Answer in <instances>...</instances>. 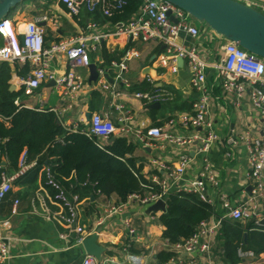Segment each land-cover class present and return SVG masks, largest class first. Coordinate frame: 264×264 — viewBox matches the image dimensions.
<instances>
[{"label": "crops", "instance_id": "crops-1", "mask_svg": "<svg viewBox=\"0 0 264 264\" xmlns=\"http://www.w3.org/2000/svg\"><path fill=\"white\" fill-rule=\"evenodd\" d=\"M250 7L264 13V0H252ZM44 15L51 17L50 20L39 21L45 29L47 48L70 38L103 34L110 36L101 40L98 49L91 52L92 65L96 67L98 78L92 77L91 67L79 68L78 72L83 77L84 85L72 99L65 95V89L57 87L52 81L44 83L33 95L25 96L24 80L28 77L31 67L28 63H26L27 69L24 63L9 61L12 68L9 84L15 89L12 92H20L16 98H21L22 107L52 111L57 117L58 125L66 128L67 124H70L71 129L76 126L77 130L85 132L89 131L91 118L95 113L103 114L118 126L121 125L119 119L123 116L127 118L126 123L130 129L128 135L124 137L130 147L124 158L134 159L136 168L146 179L160 182L168 177L169 171L165 170V167H177L180 155L185 153L192 158V163L186 171V180L199 177L205 162L212 165L219 182L217 187L208 185V196L215 203L213 208L216 207L219 212L222 211L221 197L224 196L234 204H240L252 198V182L248 179V149L244 143L231 146L228 139L244 136L261 137L263 118L248 96L236 100L226 98L223 94L221 79L216 68V64L224 57L222 46L226 42L220 34L207 25L196 22L194 23L202 29V34L198 38L183 34L186 45L196 46L199 54L209 64L206 70L212 92L209 120L217 135V141L212 144L207 153L202 154L198 150V140L190 146H178L169 144L165 140L142 142L137 138L138 134L146 131V128L164 127L169 118L190 113L199 95L191 84L192 74L187 62L183 68L178 65L179 68L175 72L172 70L171 62L168 65L162 62V55L165 52L163 44L154 40L145 42L142 39L130 42L126 36L115 35L118 26L130 21L134 15L127 21L113 22L107 20L110 17L94 18L87 9L73 16L64 5L27 0L14 9L7 19L16 25V23L38 20ZM20 40L22 41L21 37ZM2 42L3 38L0 34V45ZM127 48L139 51L140 57L130 60L125 72V76L132 84L131 91L120 82L119 90L123 95L116 98L109 91H102L99 84V71L101 68H107L109 76L106 79L110 83L114 82L115 69L112 67V62H120L129 50ZM63 54L60 52L50 66V70L58 75L65 74L70 69L67 58ZM158 88H165L174 93V99L161 102L160 108L149 109V104L128 95L130 92L151 91ZM120 105L123 107L118 108ZM197 131L200 136L206 133L205 129ZM177 132L184 136H191L196 131L180 129ZM112 137L102 142L104 146L120 138L119 135ZM45 155L47 151L44 150L37 159L40 161ZM37 159L30 162H38ZM49 159L56 160V157H49ZM47 164L46 162L43 166ZM43 166L38 173H30L36 168L33 167L25 176L16 180L7 199L0 205V240L5 237L10 243V258L4 264H82L83 262L85 254L59 237L65 231L64 227L57 221L48 220L45 216L42 198L50 204L52 210L57 211L59 207L49 201L48 197L52 195L53 190L46 185ZM6 169L14 174L18 167H12L8 162ZM183 184L184 182L172 184L171 190L176 191L177 187ZM79 188L78 192L82 196L80 220L83 226L94 230V233L101 229L98 231V243L104 248L102 257L112 258L116 262L125 260L130 253L142 256L148 263H151L152 257L156 258L166 242L163 237L165 226L160 220L163 211L148 213V206H141L134 199L124 201L115 193L109 196L97 195L85 190V187ZM16 200L19 201L18 211L17 214H13ZM114 206L121 207L118 212L111 213ZM257 206L260 209V215L264 216L263 198L257 200ZM5 221H10V225L2 224ZM225 221L233 222L234 220L226 219ZM100 222L103 223L100 225ZM127 222L136 230L135 236L128 233ZM251 222L244 220L241 223L251 224ZM223 228L222 226L218 234L219 238L217 236L213 253L217 264H232L226 260L222 247ZM249 236L250 233L248 238ZM192 260L195 264H204L199 254L186 252L176 258L175 264H189ZM238 264H264V253L256 255L255 259L241 260Z\"/></svg>", "mask_w": 264, "mask_h": 264}, {"label": "built area", "instance_id": "built-area-1", "mask_svg": "<svg viewBox=\"0 0 264 264\" xmlns=\"http://www.w3.org/2000/svg\"><path fill=\"white\" fill-rule=\"evenodd\" d=\"M47 4L64 5L68 12L77 16L84 9L90 13L101 12L103 16L112 17L117 11L126 5V0H37ZM239 2L250 6L252 0H238ZM171 16L177 20L174 22ZM50 15H44L38 20L26 23H16L14 25L9 19L0 21V34L3 42L0 45V63L9 61H18L30 65V73L24 80V95H33L44 83L54 81L55 85L65 89V95L70 99L74 98L84 85L83 77L78 69L82 67L89 68L92 64L91 52L96 51L100 46V41L108 38L110 35H92L90 37L70 38L47 48L45 45V29L39 21L50 20ZM95 26V24H92ZM183 34L192 38H198L202 34V29L194 23L191 16L167 0H143L139 10L128 22L121 23L115 35H123L130 42L142 39L145 42L154 40L164 45L165 52L162 55V62L166 65L172 63V70H178L179 57L185 59L189 65L192 74V86L198 91V98L193 103V109L190 113L179 114L167 120L164 127L146 128L145 132L137 135L142 142L162 141L178 146H190L198 140V150L200 153H207L214 142L217 141V135L213 125L209 120L212 92L207 79L206 70L209 64L199 54L196 46H188L184 41ZM23 38V43L20 40ZM222 38V37H221ZM224 38V37H223ZM222 46L224 57L216 64L218 76L221 79V89L223 94L231 99L240 100L248 96L252 105L261 113L263 123L261 127V137L244 136L241 138L230 137L228 143L231 146H238L241 143L248 149V179L252 182L253 196L250 200L240 204L231 203L225 196L221 197L222 210L219 212L215 206L214 200L208 196V185H219L216 173L209 162L204 163L203 171L200 176L186 180L185 175L188 167L192 163V158L182 153L179 158L178 166L174 168L165 167L168 170V177L160 182L161 193L147 192L145 195L133 194L128 197V201L136 200L141 206H149L160 199L167 200L168 194L175 193H194L199 196L202 202L213 208L210 218L202 221L196 232L188 240L176 244H170L167 240L161 251L175 252L178 255L170 258L166 262L160 263L155 257H152L151 263L143 260L142 256L128 254L125 260L116 261L112 258L97 259L96 257L85 253L83 243L86 238L94 234V230H89L82 225L80 220V205L82 196L77 191V186L66 184L57 179V172L47 164L43 166L46 176V185L53 193L49 198L51 204L58 206L59 210L54 211L50 204L41 199L45 216L50 221L59 222L65 229L60 234L72 247L80 249L84 255L82 264H175L176 258L183 252L189 254H199L204 260V264H217L214 256V245L217 242V236L226 219L234 221H252L254 226H260L264 216L260 215L257 200L264 199V59L257 57L249 51L243 49L236 43L227 40ZM62 52L66 56L69 71L58 75L50 70L51 62L58 54ZM140 53L137 50L129 49L120 62H112L115 69L114 82L107 81L109 71L107 68H101L100 86L102 91H109L114 97L118 98L123 93L119 90L120 82L125 88L131 91L132 84L125 76L128 69V62L134 58H139ZM129 96L143 100L146 104L155 102H167L174 99V93L165 88H158L151 91L130 92ZM14 104L20 108L23 102L20 97L14 99ZM119 106L118 108H122ZM64 111V110H63ZM66 112V110L64 111ZM127 118L120 117V126L114 123L110 118L101 113L93 114L89 131H79L76 126L67 124L65 128L69 132H82L95 137L99 143L104 146L103 141L112 136L119 135L125 137L130 132L126 123ZM0 123L11 125V118L0 115ZM180 129H191L196 131L191 136H184L178 133ZM198 129H205L206 133L200 136ZM244 141V142H243ZM6 142L5 138L0 137V205L7 199L13 189L14 183L19 178L25 176L27 172L36 167L37 161L30 162L26 150L21 154L17 171L12 174L7 171V166L3 165L2 148ZM154 181L153 179H150ZM156 182V181H154ZM184 182L182 186L177 187L176 191L171 190L172 184ZM87 183H81L85 187ZM97 195H103L100 191ZM19 201L14 202L13 214H17ZM217 206V205H216ZM119 207H112L111 213L119 211ZM218 208V207H217ZM156 218V217H153ZM10 221L2 222L4 225H10ZM103 222H100L101 225ZM127 231L135 236L136 230L129 222L126 223ZM254 228V227H253ZM136 240V238H135ZM242 260L255 259L253 251H246L240 248L238 250ZM153 256V254H151ZM10 258V243L2 237L0 240V264H4ZM189 264H195L192 260Z\"/></svg>", "mask_w": 264, "mask_h": 264}, {"label": "trees", "instance_id": "trees-1", "mask_svg": "<svg viewBox=\"0 0 264 264\" xmlns=\"http://www.w3.org/2000/svg\"><path fill=\"white\" fill-rule=\"evenodd\" d=\"M143 0H126V5L107 20L127 21L140 8ZM94 18L103 16L101 12L90 13ZM129 49V48H127ZM28 69V64L25 65ZM12 68L8 62L0 65V115L10 117L11 125L0 123V137L6 142L2 155L12 167H18L19 158L26 150L29 161L37 159L45 150L47 155L30 171L36 174L47 162L57 172V179L69 187L80 189L81 183H87L85 190L97 194L120 196L124 201L130 195L147 192L161 193V185L146 179L135 166L132 158H124L130 150L127 139L117 138L111 144L102 146L99 140L82 132L66 131L57 123L52 111H40L31 108H18L14 99L20 92L10 90L9 80ZM49 157H56L50 160ZM8 165V164H7ZM84 188V187H83ZM167 211L160 217L165 226L163 237L170 244L188 240L196 232L200 223L212 215L213 209L201 201L194 193L171 192L167 196ZM224 242L222 247L225 258L232 264H238L242 258L238 250L253 251L255 255L264 253V223L260 226L242 224L240 221L223 223ZM254 227V228H253ZM245 233H250L245 241ZM219 238V236H218ZM178 255L175 252L160 251L156 259L166 262Z\"/></svg>", "mask_w": 264, "mask_h": 264}, {"label": "water", "instance_id": "water-1", "mask_svg": "<svg viewBox=\"0 0 264 264\" xmlns=\"http://www.w3.org/2000/svg\"><path fill=\"white\" fill-rule=\"evenodd\" d=\"M27 0H0V21L7 19L9 14ZM186 11L196 20L204 23L208 27L215 30L222 37L232 41L256 55L264 59V13L257 9L247 6L237 0H167ZM174 22L177 20L171 16ZM23 43V38H22ZM179 67L185 66V59L179 57L177 59ZM92 77L98 78L95 65H90ZM55 85V82L52 81ZM14 91V87H10ZM161 103L155 102L149 104V109L160 108ZM90 114L88 118L90 119ZM114 139V137H112ZM3 165L7 166L8 161L3 157ZM167 211V202L163 199L148 206V213ZM264 223V218L262 220ZM101 229L99 228L98 231ZM98 231L86 238L83 246L89 255L101 259L104 248L98 243ZM245 240L248 233H245Z\"/></svg>", "mask_w": 264, "mask_h": 264}, {"label": "rangeland", "instance_id": "rangeland-1", "mask_svg": "<svg viewBox=\"0 0 264 264\" xmlns=\"http://www.w3.org/2000/svg\"><path fill=\"white\" fill-rule=\"evenodd\" d=\"M191 19H192L194 22L198 23V24H204V23H202V22H200V21L196 20V19H195V18H193L192 16H191Z\"/></svg>", "mask_w": 264, "mask_h": 264}]
</instances>
